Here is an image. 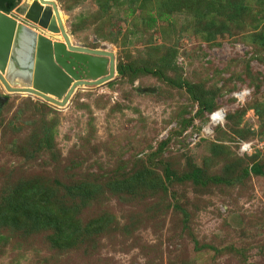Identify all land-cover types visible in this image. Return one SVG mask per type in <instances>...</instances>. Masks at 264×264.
<instances>
[{
  "label": "rangeland",
  "instance_id": "374dc122",
  "mask_svg": "<svg viewBox=\"0 0 264 264\" xmlns=\"http://www.w3.org/2000/svg\"><path fill=\"white\" fill-rule=\"evenodd\" d=\"M50 1L72 44L112 52L116 74L104 86L82 87L64 108L0 86L7 98L0 103V197L6 183L51 175L52 167L24 159L19 147L32 130L52 127L66 180L105 184L85 201L77 193L74 204L73 196L61 203L73 207L80 227L106 215L116 228L54 252L48 232L22 236L15 228L21 237L10 238L0 221V264H264V111L253 107L264 104V49L254 42L264 36V0L231 34L226 12L202 18L205 8L186 10L182 0ZM206 102L214 108L202 109ZM218 111L223 121L210 125ZM242 143L252 144L250 153L240 151ZM139 168L160 180L168 168L177 179L166 192L141 189L124 202L108 194L115 173Z\"/></svg>",
  "mask_w": 264,
  "mask_h": 264
},
{
  "label": "trees",
  "instance_id": "16d2710c",
  "mask_svg": "<svg viewBox=\"0 0 264 264\" xmlns=\"http://www.w3.org/2000/svg\"><path fill=\"white\" fill-rule=\"evenodd\" d=\"M19 1L20 0H0V10L10 12L17 6ZM182 1L183 4L186 5V7H184L186 10L188 5L191 4L198 5V8H200V6L205 8L201 12L202 18L209 17L211 10H213V12L218 10L217 13L220 14L226 12V17L227 15L229 16L228 19L225 18L226 21L229 22L230 29L227 30L229 34L232 33L234 28V30L241 28L238 22L242 20L244 15L250 14L251 8H253L252 4L259 3V5H261L263 3L262 0H232V2H230L231 0ZM257 11L262 13L260 8ZM223 27L226 29L227 25H223ZM254 42L264 49V36L255 38ZM156 68L158 69L159 67L157 66ZM124 71V67L119 65L118 72L123 73ZM166 72L167 71H164L162 74L161 71H156V74H162L168 79L169 77ZM170 79L173 80L172 78ZM37 104H41V108H47V105L43 103L37 102ZM203 106L202 109H206V111H210L214 108V105L209 102L204 103ZM253 107L255 113L262 116L264 104L256 103ZM32 121L33 118L30 117L24 123L29 126ZM51 128L43 127L41 128L42 130H32L31 134L27 136L24 145L22 144L23 146L21 145L19 147V153L24 155V159L26 158L25 156L38 157L42 168L52 167L53 172L51 175L45 172L46 175L35 174L34 176H23V178L16 179L12 184H4V197H2L3 195L1 196L3 202L0 197L2 206L0 221H4V227L10 230V238L21 237L16 235L15 228L23 230V234H19L22 236H26V232L28 234L31 232L33 233L34 230L36 232H48V234H50V238H48L50 250L54 252L57 250L65 252L73 247L79 246L83 239V235L87 234L88 236L90 233L92 237H98V235H102L105 232L111 233L112 231L109 230V228L114 225L111 223L112 220L109 216L102 215L96 221L81 225V227L88 232L84 233V230L81 231L79 220H74L72 216H70L72 213L71 209H73L71 205L76 202V197L81 195L83 197H79V200L81 199L80 202L83 200L85 201L86 198H88L87 196L93 192L104 190L105 184L101 187L97 182H89L87 178L76 179L74 176H71L69 181L66 180L70 176L66 174L60 165H56L58 157L56 153L53 152V135ZM44 155H46L45 158ZM168 170L170 169H164V178L161 177L163 180H160V176L150 171L149 168H139L137 171L135 170L122 176L120 173H115V176L120 178H115L113 184L110 183L111 185L106 191L109 192L108 194H113V196L123 202L127 201L128 197L131 198L136 195L138 190L141 189L149 193V190H153L156 187V189H161V192H166L167 186L175 183L177 179L174 178L173 174H170ZM253 172L259 173V170L255 168ZM195 173H199V171L196 170L194 175ZM245 173L248 174V171H245ZM170 175L173 176V180H170ZM94 178H97V176L95 175ZM66 183H68V185ZM77 193L80 195H77ZM72 196L74 200L68 198L71 205L69 203L66 205L61 203V199ZM69 219L75 223L72 224ZM127 226L129 229V225L121 227L125 233L127 231ZM8 237L7 235L4 239L9 241Z\"/></svg>",
  "mask_w": 264,
  "mask_h": 264
},
{
  "label": "water",
  "instance_id": "95a60500",
  "mask_svg": "<svg viewBox=\"0 0 264 264\" xmlns=\"http://www.w3.org/2000/svg\"><path fill=\"white\" fill-rule=\"evenodd\" d=\"M12 11L0 10V86L8 94L64 108L80 87L114 80V54L73 45L54 2L22 0Z\"/></svg>",
  "mask_w": 264,
  "mask_h": 264
},
{
  "label": "built area",
  "instance_id": "2783aa9c",
  "mask_svg": "<svg viewBox=\"0 0 264 264\" xmlns=\"http://www.w3.org/2000/svg\"><path fill=\"white\" fill-rule=\"evenodd\" d=\"M239 95H241L240 97H242V94L240 93V94H238L237 96H239ZM236 96V97H237ZM219 112V111H218ZM216 113L217 112H214L211 116H210V120H211V123L212 122H214L215 124L216 123H221L222 121H223V119H224V117H223V114H222V112H221V114H222V117L220 118V119H216V121H213V116H215L216 115ZM252 144L251 143H242L241 145H240V151L243 153V154H248V153H250L251 152V150H252Z\"/></svg>",
  "mask_w": 264,
  "mask_h": 264
},
{
  "label": "bare ground",
  "instance_id": "6f19581e",
  "mask_svg": "<svg viewBox=\"0 0 264 264\" xmlns=\"http://www.w3.org/2000/svg\"><path fill=\"white\" fill-rule=\"evenodd\" d=\"M46 2H49V0H46ZM59 10V9H58ZM59 14H60V17H61V19H62V22H63V18H62V15H61V13H60V11H59ZM64 23V22H63ZM45 34L48 36V33L47 32H45ZM83 88H86V87H84L83 86ZM80 89H82V87H80ZM222 117V114H221V112H217L216 113V115L215 116H213V121H216V119H220ZM214 122H212L210 125H212ZM210 127H208L206 130H205V132L207 133V134H211L212 132H211V130L209 129Z\"/></svg>",
  "mask_w": 264,
  "mask_h": 264
},
{
  "label": "crops",
  "instance_id": "0c3cea01",
  "mask_svg": "<svg viewBox=\"0 0 264 264\" xmlns=\"http://www.w3.org/2000/svg\"><path fill=\"white\" fill-rule=\"evenodd\" d=\"M58 40V39H57Z\"/></svg>",
  "mask_w": 264,
  "mask_h": 264
}]
</instances>
